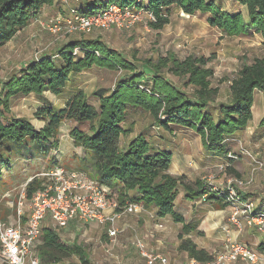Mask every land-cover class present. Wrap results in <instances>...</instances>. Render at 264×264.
Listing matches in <instances>:
<instances>
[{
    "label": "trees",
    "instance_id": "16d2710c",
    "mask_svg": "<svg viewBox=\"0 0 264 264\" xmlns=\"http://www.w3.org/2000/svg\"><path fill=\"white\" fill-rule=\"evenodd\" d=\"M234 1L246 9L247 20L242 12L232 14L222 10L214 0H107L105 3L96 0L87 6L82 2L78 9L81 14L88 15L113 4L135 8L154 15L155 21L149 26L157 32L170 24L173 8L189 16L209 14V24L225 35H249L253 31L261 35L264 46V0ZM53 4L54 0H0V46L28 27L44 7ZM76 48L82 51L81 56H74ZM214 59V56L194 55L179 59L170 53L157 60H143L142 69L138 71L116 50L96 39L71 42L58 55L43 56L29 63L19 75L0 84V176L3 170L12 168L13 161L18 160L34 163L52 157V164L57 165L62 124L69 121L90 123L89 132L71 129L70 136L75 146L81 147L85 156H76L73 159L75 165L66 163L68 167L65 168L92 174L93 179L109 190L110 197L116 198L118 213L124 211L126 204L135 203L144 208H155L161 219L170 216L176 224L182 225L178 250L187 252L189 258L200 263H211L213 255L199 249L187 238L197 231L200 222L186 223L176 211L175 201L178 187L182 186L188 199H202L207 195L203 201L219 203L217 208L221 210L227 206L223 203L226 192L215 193L200 181L188 184L186 178L172 176L169 170L173 154L154 150L143 135L130 141L126 148L121 147V138L134 133L133 127L125 129L123 126L128 117V107H134L148 113L154 123L164 129L176 125L198 132L208 153L228 158L226 138L249 125L253 119L255 92H264V57L244 64L231 81V100L229 105L220 107L221 120L218 122L208 111L220 93L218 87L212 86L214 70L209 64ZM93 67L126 70L132 76L118 82L111 92H93L91 100L86 92L80 91L61 110L51 107L37 109L34 115L44 123L41 129L35 128L29 120L16 118L11 112L9 103L12 98L31 94L41 96L45 92L58 97L73 74H81ZM167 73L185 80V86H191L193 94L173 86L164 77ZM260 125L264 126V118ZM41 187L42 181L33 179L26 187L25 197L32 199ZM134 191L137 196L132 198L130 193ZM241 196L244 200L248 198L245 194ZM256 211H264V207L257 205ZM42 233L43 243L38 248L40 264H61L72 256L78 257L81 264H91L86 246L79 243L77 237L69 246L52 229H43ZM258 250L264 255V243L258 246Z\"/></svg>",
    "mask_w": 264,
    "mask_h": 264
},
{
    "label": "rangeland",
    "instance_id": "374dc122",
    "mask_svg": "<svg viewBox=\"0 0 264 264\" xmlns=\"http://www.w3.org/2000/svg\"><path fill=\"white\" fill-rule=\"evenodd\" d=\"M89 1L93 3L96 0H83V3L88 4ZM106 1L102 0L104 3ZM214 1L222 10L232 14L242 12L247 20L246 9L236 1ZM56 2L57 5L48 6L38 15L37 19H33L26 30L7 44L0 46V84L7 83L13 76L19 75L20 71L31 62H36L43 56L58 55L59 51L71 42L98 39L111 49L116 50L122 58L134 64L138 71L142 69L143 60H157L170 53L179 59L191 55L207 58L214 56L215 59L209 64V67L214 70L212 86L220 89L216 103L226 104L231 99L230 83L237 76L241 67L244 64L253 63L256 58L264 57V46L259 34H254L251 31L249 35L227 36L209 24V14L196 13L189 16L177 8H173L170 11V24L159 32L150 28L149 15L145 13L141 15L140 21L127 30L113 26L109 30L95 29L91 32H84L74 29L71 25V23L76 24L70 10L80 5H76L75 0H67V3L64 0ZM54 28H59V31L53 32ZM131 76V73L126 70L111 71L93 67L81 74H73L69 90L74 91L82 88L91 100L93 92L97 90L111 92L118 82L127 80ZM148 76L151 78L150 75ZM164 77L179 90L189 95L193 94V88L185 86V80L168 73ZM59 100L51 93L45 92L41 96L34 94L16 96L10 100L9 105L16 118L32 120L35 128L41 129L44 124L36 119L35 112L43 105H50L53 110H58L62 106V101ZM94 102L98 104L97 99H94ZM255 107L257 108L255 113L253 111V119L250 124L259 130L257 126L260 125L264 116V102L259 101L258 97ZM154 125L155 123L148 113L139 108L128 107L125 128L133 127L134 132L138 134L152 133L157 132V128H153ZM71 129L73 126L70 122L62 124L60 135L63 139L69 138ZM261 134L258 133L256 136ZM174 137L180 139L179 136ZM226 144L230 149L231 156L236 155L239 159L231 161L227 158V163L217 160L216 167L201 172V181L208 188L214 190H228L234 182H241L242 185L236 187L237 191L247 194L248 199L257 206V203L263 202L260 199L264 198V139L261 137L260 140V137L256 138L252 134L238 135L236 133L229 137ZM242 148L250 151L252 156L250 153L248 155L246 152H242ZM256 155L258 159L254 157ZM52 163V157L34 163L18 160L12 162L10 170H3L0 176L1 221L9 223L14 221L21 197L26 193V187L32 182V178L48 170L51 165L52 167H68L65 162L59 161L57 165ZM89 177L93 178L92 174ZM180 189L182 191V187ZM110 199L116 201V198L110 197ZM30 200L27 198L23 200L26 205V213L29 211ZM180 203L181 199H178L177 203L175 202L178 210ZM215 207L217 211L220 210L217 208L218 206ZM228 208L231 217L234 210L232 207ZM221 216L222 214L217 218L210 216L208 223L212 220L217 221ZM230 217L226 216L227 224L241 232L250 230L244 240L237 239L231 243L247 245L258 253L259 260L255 264H264V255L258 250L260 243L264 242V235L260 233L256 225L254 226L255 223L249 225L244 218L241 219V229L237 228L231 223ZM175 224L170 218L168 222L158 220L155 208L151 207L144 208L141 212L133 215L127 214L117 220L115 224L77 223L75 225L79 228L78 232H75L76 228H71L75 227L74 225L68 230H64L48 221L45 222L44 229H53L64 243L71 245L77 237L79 243L86 246L91 264H148L137 249L138 242H142L150 253L166 255L169 264H185L186 262L180 259V253L177 252L176 244L180 243L177 232L181 229H178L180 224ZM112 228L117 231L115 237L109 235L108 230ZM223 233V228H217L208 237L198 238L201 245L212 246L210 253L214 259L230 244L227 240L217 239ZM192 234L196 235L195 232ZM43 238L44 233L40 238L39 246L43 243ZM0 264L7 263L0 259ZM61 264L81 263L78 257L72 256ZM227 264L253 263L239 259Z\"/></svg>",
    "mask_w": 264,
    "mask_h": 264
},
{
    "label": "built area",
    "instance_id": "2783aa9c",
    "mask_svg": "<svg viewBox=\"0 0 264 264\" xmlns=\"http://www.w3.org/2000/svg\"><path fill=\"white\" fill-rule=\"evenodd\" d=\"M67 3V0H64ZM83 0H75L80 5ZM74 16V29L91 32L95 29L109 30L113 26L119 29H130L138 21L143 13L149 15V23L155 21L154 15L135 8L121 7L117 4L108 6L103 11L94 14H81L78 7L70 10ZM53 32L59 31L54 28ZM82 55V51L76 48L74 56ZM247 153V152H246ZM229 159L238 160V156L231 153ZM42 181V187L29 201V211L26 213L25 193L22 195L17 207L16 218L13 222L0 220V259L7 264H40L39 243L45 222H51L59 228H67L77 223L97 222L101 225L115 224L123 214H136L144 210V207L135 204H126L122 213L117 212L118 204L110 199L108 189L102 187L99 182L90 178L87 173L71 171L65 167L55 166L38 174L33 179ZM241 182H234L228 190H214L215 193H225L223 203L232 207L234 213L230 221L241 229V219H246L248 224L255 223L257 229L264 235V211H256L257 206L247 198L244 200L237 191ZM205 195L202 200L206 199ZM18 205V204H17ZM112 209V212L109 210ZM109 212V213H108ZM160 227H162L160 225ZM111 237L117 236L115 229L108 230ZM137 249L148 264H169L164 255L150 253L142 242H138ZM247 260L253 264L259 260L258 253L241 243H230L225 250L211 262L206 264H227L237 260ZM189 264H203L192 259Z\"/></svg>",
    "mask_w": 264,
    "mask_h": 264
},
{
    "label": "crops",
    "instance_id": "0c3cea01",
    "mask_svg": "<svg viewBox=\"0 0 264 264\" xmlns=\"http://www.w3.org/2000/svg\"><path fill=\"white\" fill-rule=\"evenodd\" d=\"M56 1L57 0H55V2H54L55 5H57ZM89 2H88V4L86 3L84 6L90 5L91 2H90V4H89ZM47 7L48 6L44 7L41 10V12L43 10H45ZM241 7H243V6H241ZM26 29H27V27L24 28L23 30H21L18 34H20L22 31H24ZM262 42H263V39H262ZM70 80H71V77H70ZM230 85H231V83H230ZM69 86H70V82L68 83L67 87L63 90V92L60 96L57 97V96L53 95V97L60 99L59 101H62V106L58 110L63 109L65 107L66 102L71 97L76 95L78 92L83 91L82 88L76 89L74 91L69 90ZM69 91H71V92H69ZM257 97H258L259 101L264 102V92H262V91H256L255 92L254 105L252 108L254 113H255V110L257 108V107H255ZM229 103L217 104L215 102L214 104L209 106L208 111L212 114V116L214 117L216 122L221 120L220 107L229 105ZM44 107H51V106L50 105L49 106L43 105L40 108H44ZM58 110H56V111H58ZM263 118H264V116L262 117V119ZM262 119H261V121H262ZM29 121L32 122V120H29ZM69 122L72 124L73 128H79L80 130H82L84 132H89L90 123L78 124V123L72 122V121H69ZM40 123H42V122H40ZM32 124H33V122H32ZM124 124H123V126H124ZM250 126H251V124L249 123V125L245 129L238 131L237 134L238 135H240L242 133L243 134L246 133L248 135L252 134L256 138L260 137V140H261V137H263V139H264V126H261V125L257 126V127H259V130H258V128L256 129L255 126H253V127L252 126L250 127ZM42 127L43 126H41V128ZM124 128H125V126H124ZM153 128H157L156 129L157 132H152V133L144 132L142 134H138V133L134 132L129 137H122L121 138V147L126 148V146L129 144L130 141H132L133 139H135L139 135H143L146 138V140L148 141V143L150 144V146L154 150H156V151H169L173 154L172 165L170 167L169 173L171 175H174V176L184 177V178H186V182L191 183V184H194L196 181L202 182L201 181L202 178L200 177L202 174L201 172L202 171L204 172L205 170H209V169L216 167L215 162L217 160H220L221 162H225V163L228 162L226 156L219 157V156H213L210 153H208L203 147V142H202L201 136L198 134V132H196L194 130L184 128V127H179L176 125H171L170 129H164V128L156 125V124L153 126ZM125 129H127V128H125ZM258 133H262V134L260 136H256V135H258ZM174 136H179L180 139H176ZM229 137H231V136H229ZM229 137L226 138V140H225L226 143L229 140ZM227 148H228L229 153H230V149L228 146H227ZM242 152H247L246 154H248V155L250 153V155L252 156L251 152L248 151L247 149L242 148ZM246 154H245V156H246ZM76 156L83 158L85 156V151L81 147H76L73 139L70 138V136H69V138L63 139V137L60 135V144H59V149L57 152L58 160L61 162L69 163L70 166H74L75 163L73 162L74 161L73 159ZM254 157H256L258 159L257 155ZM181 187L182 186L178 187V197L176 198V201H175L177 203V200L181 199L180 209L178 210L176 208V204H175V208H176V211L179 212L185 218L186 223L190 224L193 222H200V226L197 229V231L195 232L196 235L192 234V235H189L187 237V238H190L198 246L199 249H204L210 253V248L212 246L201 245V243L198 241V238H201L204 236L208 237L210 235V233H212V231L216 230L217 228H223V232H224L220 237L217 238L220 241L227 240V242L231 243L233 241H237V239L244 240V238L246 237V235L248 234V232L250 230H246L245 232L244 231L241 232V231H238L236 228L232 227L230 224L226 223V220H225L226 216H228V218H229L230 214H231V212L229 211V208L227 206H225L224 209L217 211L215 206H218L219 203L205 202L201 198H198V197L195 198L194 200H190L186 197V191H185L184 187H182V191L180 189ZM130 195L132 198H134L135 196H137V192L136 191L131 192ZM245 195L247 196V194H245ZM247 197H249V196H247ZM260 200H263V202L257 203V205L264 207V198L262 197V199H260ZM109 212H112V209H110ZM155 213L157 216L156 209H155ZM220 214H222V216L219 219H217V221L212 220L211 222L208 223L210 216H215L217 218ZM125 215H127V214H125ZM125 215H123V216H125ZM121 216L118 220H120L123 217V216L122 217ZM169 218L173 221V219L170 216H168L164 219H161L157 216V219L160 221L168 222ZM73 225L75 227H71ZM175 225H179V224H175ZM70 227L74 228V229L76 228L75 232L76 231L78 232L77 229H79V228L75 224H72L69 227L63 228V229L68 230ZM178 229L179 230L182 229L181 224H180ZM180 231L177 232L178 236L180 234ZM262 243H264V242L262 241ZM262 243H260V244H262ZM65 244L71 246V244H69V243H65ZM179 245H180V243H177L176 248H179ZM177 252L180 253V259L183 260L184 262H186L185 264L190 263V261L192 259L189 258L187 252H182L179 250ZM164 256L167 257L166 255H164Z\"/></svg>",
    "mask_w": 264,
    "mask_h": 264
}]
</instances>
